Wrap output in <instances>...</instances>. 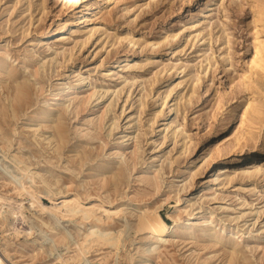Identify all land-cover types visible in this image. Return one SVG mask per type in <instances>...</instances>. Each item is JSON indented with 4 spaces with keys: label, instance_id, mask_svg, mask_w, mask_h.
Here are the masks:
<instances>
[{
    "label": "rangeland",
    "instance_id": "obj_1",
    "mask_svg": "<svg viewBox=\"0 0 264 264\" xmlns=\"http://www.w3.org/2000/svg\"><path fill=\"white\" fill-rule=\"evenodd\" d=\"M256 4L264 9V0H0V61L32 84L30 105H18L0 73L9 108L0 118V264H229L233 247L244 264H263L264 174H244L264 169V153L251 162L246 152L264 135V76L250 65ZM124 36L132 43L118 42ZM81 83L95 96L79 112L81 91L71 96L66 139L48 142L54 128L41 117L68 100L52 94ZM107 164L122 168L116 191L99 175ZM224 166L231 180L215 183ZM62 198L101 223L55 210ZM140 209H157L172 230L156 252L141 260L142 238L130 230L118 250L81 253L84 232L120 235L124 216L135 221ZM183 226L210 233L184 235Z\"/></svg>",
    "mask_w": 264,
    "mask_h": 264
},
{
    "label": "bare ground",
    "instance_id": "obj_2",
    "mask_svg": "<svg viewBox=\"0 0 264 264\" xmlns=\"http://www.w3.org/2000/svg\"><path fill=\"white\" fill-rule=\"evenodd\" d=\"M253 23L254 26L256 27V36L254 39V53L253 56L251 58L250 61V65L253 69H255L254 71H256L257 74H261L262 76H264V38L261 37L262 32H264V9L261 5L256 4L253 7ZM129 41V43H132V40H129L128 37L124 36V37H120L119 41ZM44 40H40V42H43ZM30 45H32V41H30ZM117 43V42H116ZM134 45V44H133ZM50 48H48L49 50ZM70 60V59H69ZM251 68V69H252ZM34 69V68H33ZM259 72V73H258ZM0 73L4 74L6 73L8 75V79L9 81H11L12 86H13V93L14 96L12 98V102L18 104V105H25L26 107H28L29 104V100H28V92L30 90V86H32V84L29 83L27 78H22V80H20L19 77L16 76L15 74V70L10 69L9 67H7L5 60L2 59L0 61ZM34 75L38 74V70L34 69L33 71ZM33 75V76H34ZM38 76V75H37ZM85 83H81L78 86H73V87H68L67 89H60V92L52 94V101L54 100H64V99H68L67 101L62 103V106L60 107V109H53V111L49 112L48 114L44 115L41 117L42 119V123H44V128H54V131L52 133L51 136L46 137L45 135V139L48 140V142H51V140H54L58 143V145H60V143H63V141L66 139V131L64 130V125H63V111L64 109L69 107V104L74 101L76 98H70L73 95H76L78 93V91H81V98L77 101L76 103V109H83L85 108L90 101L92 100V98L95 96L94 92L89 91V89H85ZM10 87L8 86V89ZM42 89H38V91H41ZM82 90H84L85 92H83ZM10 103V102H9ZM67 103V104H66ZM165 103V101H164ZM10 105V104H9ZM52 106L51 104H48L45 108H50ZM11 108H13L11 106ZM252 108V105L250 104L245 112L243 113V117L244 119L247 117V115L249 114V110ZM9 108L7 105H5V103L0 102V118H2L3 120H5L8 116H9V112H8ZM49 110V109H48ZM51 110V109H50ZM14 112V108L12 109V114H14L15 116V112ZM45 113V111L43 110V114ZM159 113H161V111H159ZM104 115L105 112L103 111L100 116H98V123H101L104 120ZM33 117H38L37 113H34L32 115ZM53 117V122H52V127H47L46 125V120L50 119ZM100 126V124H99ZM44 136V134H42ZM58 148V147H57ZM121 149L123 150L124 148L121 147ZM247 155L251 158V162H253L254 160H256V157L259 156L260 154L264 153V135L262 136L261 139H256V141L254 142V144L252 145V147H250L249 149L246 150ZM137 155V151L136 149H134L131 153L132 158L136 157ZM117 166V165H116ZM134 167V165H133ZM227 172H229V170L226 168V166L224 167H219L217 169V172L214 173V177H212V181L219 182L220 179H222V177L224 178H228L227 180H231L228 176H227ZM106 173H111L110 178L106 177ZM259 173H263L264 174V169L262 167H259L257 165H253L251 166V170L249 171H245L244 174L247 176H254L256 174ZM104 176V181L105 184L110 183L109 181H111L112 183V187L111 189H114V191L117 190L118 184L121 182V179L123 177V172H122V168L118 167V168H114L113 166L107 164V165H103V168L99 171V175ZM146 178V177H145ZM109 180V181H108ZM143 181H146L147 183H150V185L153 187L154 191H158L159 189V184L157 183V181H155V178L153 179H149L146 178ZM45 184L46 181L44 180ZM32 183V180H31ZM222 183V182H220ZM220 183H217L218 185ZM48 184V183H47ZM48 195L50 196L49 192L47 191ZM51 197V196H50ZM179 197V196H177ZM183 201L182 197H179V199L177 200V207L181 206ZM77 205H74L71 201H68L67 198H62L61 199V203L58 204L57 207H55V210L57 211H61V208L66 209V212H68L69 214L72 215H76V214H81V216L83 217V219H89L91 217L97 218L96 214L93 210H88V209H80V208H76ZM140 213L138 212V215L136 216V220L135 221H131L128 217L124 216L125 219L124 221L120 222V227L122 228L121 230V234L120 235H115L113 236V233L111 232L110 228H103L99 230H88L87 232L83 233V242H82V246L79 248V250L81 251V253H84L83 250H86L88 248H93L95 247H102V246H109L114 247L115 250L119 248L121 241V236H123L122 234L124 232H126V235L128 233V231L132 230L135 234H139V236H141L142 238V247H141V260L144 259V257L146 256H150L151 254H153L154 252H156L158 250V248H160V246L162 244H164L166 242V240H163L164 237L167 236V234L172 231L170 229V226H168L163 219L159 216L157 209L154 210H142L140 209ZM106 216L108 219H110L112 216L110 215L109 211H106ZM117 214V213H115ZM132 213H130L129 216H131ZM125 215H127L125 213ZM133 216V215H132ZM189 218L192 217L193 215H188ZM131 218V217H130ZM99 219V218H97ZM99 223L100 219H99ZM177 226V225H176ZM95 227V226H94ZM90 229V228H89ZM96 229V228H95ZM18 232V231H17ZM179 232L181 234H191V235H195L196 233H203V234H209L210 230H205V229H196L194 230L193 227L190 226H183L179 228ZM19 233V232H18ZM55 237L57 236V234L54 235ZM44 236H42V238H44ZM165 239V238H164ZM123 240V239H122ZM216 240H218V242L222 241V239L220 238H216ZM80 244H78L77 246L79 247ZM165 245V244H164ZM3 252H6V249L3 248ZM240 254V255H239ZM263 260V264H264V256L261 257ZM140 263H142L140 261ZM244 264L245 263V257L243 256V254H241V251L236 249V247H233L232 251L230 252V260H229V264ZM99 264V263H96Z\"/></svg>",
    "mask_w": 264,
    "mask_h": 264
}]
</instances>
